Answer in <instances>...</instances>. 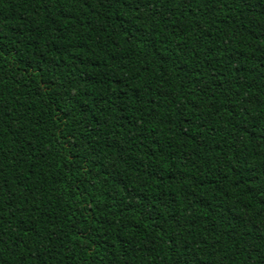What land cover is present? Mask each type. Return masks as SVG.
I'll use <instances>...</instances> for the list:
<instances>
[{"label":"trees","instance_id":"obj_1","mask_svg":"<svg viewBox=\"0 0 264 264\" xmlns=\"http://www.w3.org/2000/svg\"><path fill=\"white\" fill-rule=\"evenodd\" d=\"M0 264H264V0H0Z\"/></svg>","mask_w":264,"mask_h":264}]
</instances>
